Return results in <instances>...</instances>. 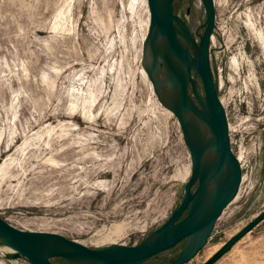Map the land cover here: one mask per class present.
<instances>
[{
  "label": "rangeland",
  "instance_id": "1",
  "mask_svg": "<svg viewBox=\"0 0 264 264\" xmlns=\"http://www.w3.org/2000/svg\"><path fill=\"white\" fill-rule=\"evenodd\" d=\"M214 1L212 71L243 180L188 264L227 247L214 264H264V219L238 240L264 213V0ZM174 8L199 42L202 2ZM149 25L147 0H0V217L10 225L91 249L136 246L181 204L191 156L144 71ZM184 245L145 264H170ZM8 250L0 243V264H30Z\"/></svg>",
  "mask_w": 264,
  "mask_h": 264
},
{
  "label": "water",
  "instance_id": "2",
  "mask_svg": "<svg viewBox=\"0 0 264 264\" xmlns=\"http://www.w3.org/2000/svg\"><path fill=\"white\" fill-rule=\"evenodd\" d=\"M174 1L147 0L150 25L144 42V71L160 104L176 117L190 152L192 173L184 186L181 204L165 224L140 244H114L100 249H91L56 233L19 230L0 217V243L13 252L7 255L8 259H26L30 264H55V258L68 264H145L185 244L170 264H188L209 243L218 220L238 197L243 172L232 150L227 112L212 71L210 46L216 29L215 1L200 0L206 20L199 42L186 21L175 13ZM161 68L166 81L157 78ZM263 219L264 213L238 240ZM228 248L208 264L217 262Z\"/></svg>",
  "mask_w": 264,
  "mask_h": 264
},
{
  "label": "bare ground",
  "instance_id": "3",
  "mask_svg": "<svg viewBox=\"0 0 264 264\" xmlns=\"http://www.w3.org/2000/svg\"><path fill=\"white\" fill-rule=\"evenodd\" d=\"M149 59V58H148ZM157 78L160 79L161 81H166V73L164 71L163 68H161L158 72H157ZM10 251V250H8ZM9 253V252H8ZM11 253V252H10Z\"/></svg>",
  "mask_w": 264,
  "mask_h": 264
}]
</instances>
